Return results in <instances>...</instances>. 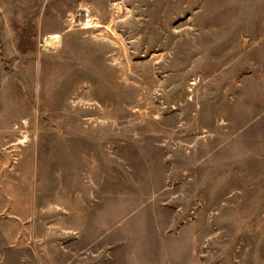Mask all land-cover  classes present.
Returning <instances> with one entry per match:
<instances>
[{
    "label": "rangeland",
    "instance_id": "374dc122",
    "mask_svg": "<svg viewBox=\"0 0 264 264\" xmlns=\"http://www.w3.org/2000/svg\"><path fill=\"white\" fill-rule=\"evenodd\" d=\"M0 264H264V0H0Z\"/></svg>",
    "mask_w": 264,
    "mask_h": 264
},
{
    "label": "bare ground",
    "instance_id": "6f19581e",
    "mask_svg": "<svg viewBox=\"0 0 264 264\" xmlns=\"http://www.w3.org/2000/svg\"><path fill=\"white\" fill-rule=\"evenodd\" d=\"M89 20H90L89 18L85 19V25H89ZM58 38H59L58 34H53V36L47 40V43H49L50 45L51 43L55 42Z\"/></svg>",
    "mask_w": 264,
    "mask_h": 264
}]
</instances>
